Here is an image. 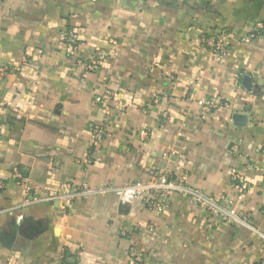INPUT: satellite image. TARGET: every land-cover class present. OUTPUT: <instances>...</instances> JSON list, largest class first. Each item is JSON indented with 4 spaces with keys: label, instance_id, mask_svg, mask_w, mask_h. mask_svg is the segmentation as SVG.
Here are the masks:
<instances>
[{
    "label": "crops",
    "instance_id": "1",
    "mask_svg": "<svg viewBox=\"0 0 264 264\" xmlns=\"http://www.w3.org/2000/svg\"><path fill=\"white\" fill-rule=\"evenodd\" d=\"M198 29L228 34L221 62ZM69 30L72 57L59 41ZM99 51L112 55L91 68ZM3 68L0 264H125L130 246L144 264H264V0H0ZM107 90L104 112L95 98ZM206 100L221 103L216 119ZM96 124L109 134L98 145ZM230 168L246 193L230 187ZM154 169L223 197L253 229H209L178 198L164 213L113 192L24 202V186L124 187Z\"/></svg>",
    "mask_w": 264,
    "mask_h": 264
},
{
    "label": "built area",
    "instance_id": "2",
    "mask_svg": "<svg viewBox=\"0 0 264 264\" xmlns=\"http://www.w3.org/2000/svg\"><path fill=\"white\" fill-rule=\"evenodd\" d=\"M195 38L199 45L209 51L217 62H221L228 50V34L225 31H216L208 33L202 29H198ZM59 41L64 45L67 56L72 57L79 41V34L73 30L63 31L59 34ZM112 55L111 53H103L99 51L95 61L91 63V68L96 66V62L102 61ZM7 72L6 68L0 69V82ZM113 97V93L107 90L103 95L97 96L95 102L106 112L109 109L108 102ZM221 103L206 100L199 102V106L206 113H211L216 119L214 112L219 108ZM92 142L98 145L109 134L103 125L96 124L91 129ZM146 132H141V138L146 137ZM238 151L237 146L230 148L229 153L235 154ZM87 159L86 163H90ZM230 187L232 189L246 193L248 184L242 179L240 174L234 169H229ZM21 177L18 173L14 174V179L19 180ZM22 184V181H19ZM3 185L0 184V188ZM25 203L38 202H55L62 201L68 203L77 197H88L96 193L113 192L120 205L127 206L134 201H140L149 211L164 213L171 208L174 199H181L190 206L197 208L203 214L207 228L213 229L221 224L241 226L253 229L250 223V215L245 212H237L231 207L224 204V198L206 194L196 188L189 182L177 177L175 173L154 169L148 179L144 182L136 181L124 187H116L112 183H106L100 188H91L85 182L78 184H69L64 192H50L38 194L32 188L24 186ZM262 209L264 212V197ZM125 232H121V236H125ZM145 255L136 246H130L127 249L125 264H144Z\"/></svg>",
    "mask_w": 264,
    "mask_h": 264
}]
</instances>
